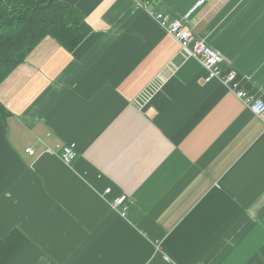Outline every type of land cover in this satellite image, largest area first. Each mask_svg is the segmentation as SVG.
Returning <instances> with one entry per match:
<instances>
[{
	"label": "crops",
	"instance_id": "0c3cea01",
	"mask_svg": "<svg viewBox=\"0 0 264 264\" xmlns=\"http://www.w3.org/2000/svg\"><path fill=\"white\" fill-rule=\"evenodd\" d=\"M64 1L87 35L44 37L0 83V264H264L261 119L134 0ZM185 25L264 100V0H204Z\"/></svg>",
	"mask_w": 264,
	"mask_h": 264
},
{
	"label": "trees",
	"instance_id": "16d2710c",
	"mask_svg": "<svg viewBox=\"0 0 264 264\" xmlns=\"http://www.w3.org/2000/svg\"><path fill=\"white\" fill-rule=\"evenodd\" d=\"M88 31L81 12L64 0H0V83L44 37L73 50ZM8 116L0 102V127Z\"/></svg>",
	"mask_w": 264,
	"mask_h": 264
},
{
	"label": "built area",
	"instance_id": "2783aa9c",
	"mask_svg": "<svg viewBox=\"0 0 264 264\" xmlns=\"http://www.w3.org/2000/svg\"><path fill=\"white\" fill-rule=\"evenodd\" d=\"M204 3V0H198L190 9L180 18H171L167 13H155L149 10L150 0H134L137 9L147 10L158 22L165 28L168 33L174 36L183 50L188 51L196 58L206 70L205 81L212 79L219 80L228 90L232 91L244 104L264 123V100L255 96L241 87L237 79L235 70L224 71L221 68V55L210 48L204 40L194 35L185 25L191 16ZM60 156L64 163L70 164L75 155V145L73 143L58 145ZM46 152H51L49 147L45 148ZM25 152L34 155L35 149L31 146L25 149ZM109 192V188L105 190ZM125 197L122 196L115 200L114 204L121 205ZM123 214V212H122Z\"/></svg>",
	"mask_w": 264,
	"mask_h": 264
}]
</instances>
